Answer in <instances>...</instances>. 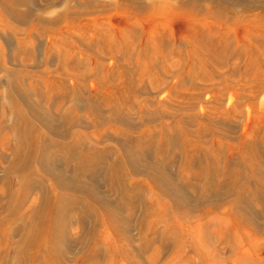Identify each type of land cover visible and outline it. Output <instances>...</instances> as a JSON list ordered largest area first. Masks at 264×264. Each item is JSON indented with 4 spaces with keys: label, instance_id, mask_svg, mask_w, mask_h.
<instances>
[{
    "label": "rangeland",
    "instance_id": "374dc122",
    "mask_svg": "<svg viewBox=\"0 0 264 264\" xmlns=\"http://www.w3.org/2000/svg\"><path fill=\"white\" fill-rule=\"evenodd\" d=\"M177 1L0 0V140L4 136H9L8 145L2 144L1 146L0 144V217L9 214L7 206L11 203L10 193L14 192L17 186L16 178L18 177L13 174L15 171H9L11 170L10 163L13 162L12 150L16 146L17 139V136L12 133L13 128L19 127V123H22L20 115L26 119H32L35 115L32 117L31 113L37 112L42 115L40 117L41 122H38V124L41 126L45 122V126L52 124L58 134L55 135L59 139L51 132L44 131V144L50 151L48 153L54 157L57 156V160L65 154L63 148L53 146V143L57 144L59 140V143L64 142L62 144L83 142L87 147L92 148L93 152L104 153V161L107 163L114 159L122 163L126 160V157H124L125 150L136 147L139 140H147L150 134L153 136L152 141L150 140L152 145L149 143L146 145V149L149 148L146 150L148 155L145 158H139L140 160L134 157V164H137L135 166L136 171L134 176L128 173L130 175H127L128 178L126 177L127 181L133 178L132 180L140 183V185L137 184L139 188L137 185L134 188L137 196L134 193L131 194V196L134 195L133 199L136 203L131 217L126 216L124 211L130 207L128 202H125V209L117 212L119 220L117 219L116 224L118 227L124 228L125 231L121 235L127 234V237L118 233L119 237L115 242L106 227H98L99 238H97V244L94 247L107 250L105 255H103L104 250L101 251L102 255L100 257L103 263L105 262L104 259L110 256L108 255L110 250L106 247L110 242L113 246L117 243L118 245H124L125 248L121 251L127 250L142 264H197L201 256L207 259L212 258L213 254L218 256L216 264H239L240 261L243 263L246 261L244 264H264V204L260 206V203L256 201V199L264 200V182L261 184L264 179L262 175L264 171L261 170V172V168L254 169L253 165L251 167L250 162L248 163V160L243 157L248 150H246L247 142L255 137L256 143L258 142L255 144V149L258 150L257 153L259 152L260 157L264 158V141H260V136L264 135V82L262 88H257L253 84L255 85L258 79L256 80L254 76H251V79L247 77L249 80L243 77L245 67H247L246 65L250 60L248 55H243L246 54L243 51H241L243 54H237L244 47L245 41L246 44L254 43L251 37L248 38L251 39V42L247 38H243L242 32L247 27L249 28V26H243V22L246 19L254 21L255 19L252 18H256L255 15L262 16L263 9L260 6H263L264 0L250 8L245 6V0H226L229 2L230 8L232 7L230 10L227 9L228 12L222 7L215 6L217 10L212 6V13L215 16L213 14L214 17L210 16L208 20H213L220 15L222 23L219 24L218 29L222 31L221 33H226L225 36L228 38V43H230L227 49L229 59L224 63L218 61L219 57L207 54L201 42V45L197 42L193 43L195 40L188 32L191 27L186 24L187 20L185 18L179 17L173 23L161 22L160 25L165 24L164 27H161V31L168 33L164 39L159 37V31L153 26L155 23L152 19H145L146 21L143 20L141 24L136 22L135 25L132 18L133 22H130L132 27L131 29L128 27L129 30L126 28L128 25L122 23V20L130 11L145 15L154 6L169 3L170 7H174L173 5L178 4ZM197 1L207 4L209 0ZM234 2L238 5H235ZM145 6L149 7L144 8ZM203 8L204 6L202 11L199 8L197 10L201 12L207 10ZM141 9L145 10L141 11ZM223 14L226 18L224 16L222 18L221 15ZM227 16L229 17L228 21ZM236 19H242L241 23L243 24L232 25ZM147 21L153 24L149 25L150 23H147ZM227 22H229V25ZM115 29L117 31L123 30V32L126 30L134 32V34L132 33L134 37L130 36V42L128 37L126 38L124 35L119 34V39L115 38L116 36L112 31H116ZM142 31L144 40L139 41L136 33L138 35ZM104 34L112 36V41L107 39ZM111 42L115 44L113 51L108 48ZM193 44L197 45L196 51H199L198 53L194 50ZM133 45H136L135 52H132L135 47ZM150 55H152L151 59H149ZM144 57H147V59ZM146 60L148 61L146 62ZM205 61L208 62L204 65ZM110 69L115 70V73H113L115 77L111 79L113 81H106L104 77L111 74ZM202 72L208 75V80L199 76ZM48 79L51 80L50 83ZM124 79L129 83L130 89L128 91L131 98L123 106L117 102L111 104L110 109L121 108L119 112L116 111L117 115L110 114L111 119H109L107 115L110 110L104 109V111H101L102 113L95 111L98 101L96 104L90 102L88 95L95 93L98 95L100 92L108 93L109 88L107 90V86H120ZM52 81L55 82L54 86L56 85L53 90L49 85ZM262 81H264V78ZM48 90H51V94ZM47 96H50L48 98L49 102L46 101ZM58 99L63 101H58ZM59 102L61 105L58 104ZM24 103H27L28 106ZM30 104L34 107L32 110ZM93 112H97L96 115H99V117L96 118ZM62 115L70 123L67 131L63 130L61 124ZM104 116L109 124L104 123ZM95 118L98 124L94 123ZM166 128L170 129L168 130L169 135L166 133L168 135L166 136L171 137L170 141L172 139L171 144L168 146L169 151H167L170 155V162L168 168H166V174L169 176L164 177L165 175H162V172H158V176L161 178L159 181L161 182L164 177L169 186L173 184L176 190L187 198L188 204L185 207L184 205L179 207L180 209L167 205L168 209L165 208L167 211H161L163 214L160 211L156 215L151 213L149 218L147 216L144 219L143 204L145 205L147 202L156 204L157 201L159 202V198L170 201V199H165L168 195L165 190L163 191V187H159L155 183L153 177L157 174L155 169L148 167V164L152 162L157 166L159 165L160 160L155 159L153 148L163 138L164 132H161V129ZM179 131L181 133L186 132L187 136L182 135ZM183 136L187 137L191 141V145L197 149L196 154L192 156L193 160L190 159V163L187 166L185 165L186 167L183 166L184 156L182 157L179 154L182 152H178ZM216 144L219 146L218 150H216ZM260 151L262 152L260 153ZM211 152L213 153L211 154ZM162 155L166 156L165 153H162ZM215 155L216 158L218 157L217 159H222L225 156L243 176V178L240 176V181L249 182L247 184L250 187L241 198L243 201L240 203L241 209L239 210L242 213L245 212L244 215L251 222L250 227H253L252 224H254L255 232L251 234L252 238L250 240L252 239L253 242L259 244L258 254H256V251L250 250V246L246 244L242 248L237 246L236 249L235 239L230 232L229 234L226 232L222 240L216 241L215 236L211 238L212 234L218 232L219 226L224 224L223 218L230 203L228 201L233 199L234 196L231 194L232 192H228L226 186L216 189L214 184L216 178H219L216 174L212 173L210 176L212 179L209 178L208 181L210 183L205 182V184H203L204 181L201 183L199 179L191 178L190 174L196 171L197 165L203 161L208 160L209 168L218 164V162L215 163L214 160H211ZM36 169L38 170L37 173H41V169L38 167ZM100 170L95 178V183L100 192L106 195L108 201L113 204L115 198H117L116 191L111 188L109 190ZM148 171L153 173H145ZM178 174L184 178V182H173V178H176ZM36 175L39 176V174L31 173L27 180L32 179L34 181L37 178ZM48 181H51L49 184H52L51 179H47L46 182L48 183ZM18 190L21 189L16 191ZM253 190L257 192V198L252 194ZM138 192L141 194H138ZM60 193L63 194V197H67V199H63L65 204L68 200H71L68 199L70 191L68 193L67 191H60ZM37 195H39V192L36 188L29 189L27 200L21 208H27L29 203L34 199L36 200ZM197 199H202V206L198 207H203V209L209 207L212 202H216L217 205L212 209L209 207L202 213L196 207L199 205ZM195 207L196 209H194ZM74 208L65 206L67 218L64 215V221L61 220L64 234L57 245L60 250L65 252L64 264H76L77 258H81L80 256L86 249L93 246L90 234L81 233L80 230L81 226L90 228V220L87 218L82 223L77 215V209ZM22 209L21 211H23ZM184 213L187 214L184 215ZM207 220L210 224L205 227L204 231L210 237V245L208 242L205 243V240H200L202 237L198 236L200 228H202L200 225H204ZM14 225L10 226L14 229L11 236L13 243L18 240L19 230L25 224L24 221L20 220L15 222ZM17 226L19 229H16ZM171 229H182L188 235L184 239L185 242L183 243L182 240L183 244L177 247L172 242L174 239L172 237L168 238L171 239V242L168 240L167 246L159 255L160 258L152 260L153 253L160 248L159 236L161 231ZM245 230L247 231V229ZM239 231L237 233L240 234ZM241 233H245V231ZM230 236L234 241L232 238L230 239ZM126 238H129L128 241ZM145 239L151 241L149 246L140 254H137L135 250L139 248V245ZM238 253H240V257H238ZM103 256L105 258H102ZM115 257H112L114 259V261L112 260L113 264L126 263L121 256ZM16 258L18 259L15 253H9L5 258L0 259V264H10V262L11 264H20V261L18 262ZM101 259L100 264H102ZM236 259H239L238 262H234ZM208 260L205 264H212L210 259ZM104 264H109V262L106 261Z\"/></svg>",
    "mask_w": 264,
    "mask_h": 264
},
{
    "label": "bare ground",
    "instance_id": "6f19581e",
    "mask_svg": "<svg viewBox=\"0 0 264 264\" xmlns=\"http://www.w3.org/2000/svg\"><path fill=\"white\" fill-rule=\"evenodd\" d=\"M178 1H177L178 4L173 5L174 7H170L169 3H165L162 6H157V7L154 6L153 9L150 6L151 9L149 11L146 10L148 14L145 13V15L144 14H138V12H131V11L129 12L131 14L130 15L128 12H126V13H128V15L122 20V23H125L126 26L128 25L126 27L127 29H128V27H130V29H131L132 24H130V22H133L131 20L132 18L135 21L134 22L135 25L137 23L141 24V22L145 19H147V20L152 19V20H154L153 22L155 23V25H153V26L156 29H158V31H159V37L164 39V37L168 33L161 31V27L165 24L160 25V23L161 22L173 23L174 20H176L179 17L185 18L187 20L186 24H189L191 27L188 32L190 33L191 37L195 40L193 43L197 42L200 44V42H201L206 49V53L212 55L213 57H217V58L219 57L218 61L220 63H224L226 60H228L229 59V57H228L229 52L227 51V49H228V45L230 43H228V41H227L228 38L225 36L226 33L223 34V33H221L222 31L218 29L219 24L222 23L221 22L222 19H221L220 15H218L219 17H217L213 20H208V17H210V16L212 17L214 14V13H212V6L222 7L226 11H227V9L228 10L232 9V7L230 8V6L228 5L229 2H227L226 0H209L208 1L209 4L208 3L206 4V3H203V2H200L197 0H180L179 2ZM260 1L261 0H245V2H246L245 6L247 8H250V7L254 6L255 4L257 5V3H260ZM235 5H238V4L235 3ZM201 6L202 7L204 6V8L207 10L201 12L202 11ZM148 7L149 6H147V7L145 6L144 8H148ZM260 7H262V9H263L262 16L255 15L256 18H252V19H255L254 21L251 19H246L245 22H243L244 23L243 24V23H241L242 19H243L242 18V19H236L235 21H233V24H232V25L243 24V26H245V27L249 26V28L247 27L246 29H244V32H242L243 35L242 34L241 35L243 36V38H247V39L251 37L254 43L246 44V41H245L244 47L239 51L237 50L238 51L237 54L240 55L242 53L241 51H243L246 53V54L242 53L243 55H248L250 61L248 60L249 63H248V65H246L247 67H245L246 68L245 72H244L245 76L243 75V77L245 79L247 77H250V79H251L252 78L251 76H254L256 78V80L258 79L256 84L255 85L253 84V86H255V87L257 86V88H262L263 82H264V81H262V79L264 78V71H263V68H264V4H263V6L261 5ZM197 8H199L201 11H198ZM210 9H211V11H210ZM142 10H145V9H141V11ZM233 10H235V9H233ZM219 11H220V8H219ZM210 12L212 13V15ZM214 12H215V10H214ZM223 12H224V10H223ZM238 12H240V11H238ZM241 12H243V11H241ZM217 14H219L218 11H217ZM224 15L225 14L221 15L222 18ZM214 16H215V14H214ZM235 17L236 16L234 14V18ZM227 18H228L227 19V21H228L229 17L227 16ZM243 21H244V19H243ZM225 22H226V20H225ZM147 23H150V22L147 21ZM151 24H153V23H150L149 25H151ZM227 24L229 25V22H227ZM239 27H241V26H239ZM112 29H114V28H112ZM112 31L114 32V34L116 36L115 38H118L119 34H120L122 36L124 35V37H126V38L128 37V39H129L130 36H133V34H134V32H130V31L128 32L127 30L124 32H123V30H118V31L112 30ZM180 31H181V29H180ZM214 31H216V32H214ZM182 34L185 35L184 32H182ZM105 36L107 39H110L112 41V36H109L108 34ZM136 36L138 37L139 41L144 40L143 31H142V33H140L138 35L136 33ZM145 37H147V36H145ZM249 40L251 42V39H248V41ZM129 42H130V39H129ZM136 44H137V42H136ZM114 46H115L114 42H111L110 47H108V48L110 50L112 49V51H113ZM190 46L192 47V45H190ZM133 47H132L133 48L132 52H135L136 45H133ZM193 47H194V50L196 51L197 45L193 44ZM119 48H122V47H119ZM129 50H127V51H129ZM197 53H193V54H197ZM232 53L234 54V52H232ZM200 54H202V53H200ZM133 55H135V54H133ZM151 58H152V55H150L149 59H151ZM145 59H147V57ZM147 61L148 60H146V62ZM201 61L203 62V60H201ZM211 61H213V60H211ZM206 62H208V61H205L204 65ZM145 68H147V67H145ZM114 71L112 69L111 74L104 77V80L108 81V80L113 79L115 77V75H113V73H115ZM151 71H152V69H151ZM205 74L202 72L199 76L202 79L208 80V75L207 74L205 75ZM52 80H54V79H52ZM59 80H58V82H59ZM247 80H249V79L247 78ZM48 81L50 83L51 80L48 79ZM111 81H113V80H111ZM54 84H55V82L53 83V81L51 82V84H49L51 86L52 90L56 86V85L54 86ZM59 84H60V82H59ZM64 87L66 88V86H64ZM71 87H73V86H71ZM255 87H253V88H255ZM47 88H49V87H47ZM67 88H68V90H70L69 87H67ZM108 88H109V90H108ZM129 89H130L129 83L127 82L126 79H124V81L122 82V84L120 86H117V85H113V86L109 85V87L107 86L108 93H104V92L99 91L100 93H98V95L96 93L91 94V95L89 94L88 99L90 102H93L95 104L98 101L96 104L97 107H96L95 111L102 113L101 111H104V109L110 110L108 112L107 118L111 119L109 117L110 114H116V111L119 112V109H121V108H118V109L114 110L111 108L112 109L111 110L110 109L111 104L113 102H117L121 106L126 105V103L128 102V99L131 98L130 97L131 95L128 91ZM74 90H75V88H74ZM60 91H62V90H60ZM49 92H50L49 94H51V90ZM55 92H53V93L55 94ZM56 94H58V93H56ZM63 94H65V93H63ZM70 94H72V93H70ZM62 95H59V96H62ZM73 95H74V93H73ZM49 97L50 96H47L46 101H48ZM62 99H60V100L58 99V101H63ZM24 104L26 106H28L27 103H24ZM58 104L61 105L60 102ZM31 107H32L31 108V110H32L34 107L32 105H31ZM15 111H16V109H15ZM19 113L21 114V112H19ZM96 113H94V115L96 118H98L99 115H96ZM31 114H32L31 115L32 117L35 115L34 118L31 117L33 120L32 119H26L24 116L20 115L19 117H20V121H22V123H19V127H16L15 129L13 128V131H12V133L17 136V139H16V146L12 150L13 151L12 152L13 153V158H12L13 162L10 163V169L11 170H9V171H12V172L15 171L13 174H16L17 175L16 177H18V178H16L17 186L14 189V192L10 193L9 199L11 200V203H9V205L7 206L9 214L5 217H0V259L5 258L6 256L9 255V253L13 252L18 257V259L16 258V260H18V262L20 261L19 262L20 264H64L65 252L60 250L57 244H58V241L61 240V238L64 234L62 232L63 227H61V225H62L61 223H63V222H61V220H63L64 217L66 216L65 215V212H66L65 206H68V207L71 206V208L75 207L74 209L75 210L77 209L78 214L77 213L76 214L78 215V217L80 218L82 223L85 222L87 220V218H88V220H90V228H87V226H85V227L81 226L80 230H81V233H89L90 234L91 243L93 245L92 247H89L86 249V251L80 256L81 258H77L76 264H100V259H101L100 255H102L101 251H103L104 249L100 250L101 248L98 249L97 247H94L97 244V240H98L97 238H99L98 237V227H106L109 234H111L113 236V239L115 242H117V238L119 237L118 233H120V235H121L123 233V231H125L123 227H120V226L118 227L116 224V221H117L118 216H119V215L117 216V212L125 209L126 208V207L124 208L125 202H128L130 207H128V210L125 209L124 211L126 213V216L131 217V215L134 213V210H135L134 204H136L134 202V199H133L134 195H136L134 188L136 187L137 184L140 185V183L138 181H136V182H138V183H136L134 180H132L133 178L130 181H127L126 177H127V175H130V174H132L134 176V172L136 171L135 166H137V164L136 165L134 164V162H135L134 157L141 159L143 157L145 158L148 155L146 150L149 148L146 149V145L148 143L151 144L150 142L152 141L153 136L150 134L148 136L149 138L147 140L145 139L146 141L145 140H143V141L139 140L138 145L136 143V145H137L136 147L128 148L127 150H125L124 157H126V160H124L122 163L120 161L115 160V159L113 161H110L109 163H107L106 161H104V156H105L104 153L93 152V150H91L92 148L87 147L83 142H80V143L76 142L73 144H62L64 142L59 143L60 140L59 141L57 140L58 143L55 144V142H54L53 146L56 148L61 147L65 151V154H63L61 159L59 158V160H57L58 159L57 156H56L57 157L56 158V157L52 156V154L48 153L50 151L48 150V147H46V145L44 144V138H45L44 137V131L51 132L54 135L57 134V132L54 130L52 124L47 123L48 125L45 126V123H46L45 122V123H43V125L45 127L43 125L41 126L40 124H38V122H41L40 121L41 120L40 117H42L41 114H39L37 112L36 113L32 112ZM62 114H63V112H62ZM26 117H28V116H26ZM96 118L94 121L95 124L98 122V121L96 122V120H97ZM107 118L106 117L103 118V120H105V122H104L105 124H109ZM62 119L63 120H62L61 124L63 125V128H64L63 130L67 131L70 123L67 122V120H65L63 118V115H62ZM41 127H43V128H41ZM166 129H167V131L165 132ZM166 129H161V132H164L163 138H161V140H159L156 143L155 147L153 148L155 159L160 160V162L158 163L159 165L157 166L152 162V163L148 164V167L150 169H153V168L155 169V171L157 173V174L155 173L156 175H153V177L155 179V183L159 187H161V186L163 187V191L165 190L166 194L168 195L167 198H165V197L164 198L170 199V201L168 200L169 201L168 202L167 200H164V199L161 200L162 198H159V202L157 201L156 204L154 203L155 205L153 203H150V202H147V204L145 203V205L143 204L142 209H143L144 219L147 218V216L149 218L151 216V213H154L156 215L159 211L160 212L164 211V210L167 211L165 208L168 209L169 205L172 208L180 209L179 207H181L183 205L185 207V205L188 204L187 198L184 197V195L182 196L179 193V191L176 190V188L174 187L173 184H171L169 186V184L167 182H165L166 179L164 177L169 176L168 174H166V168H168V165L170 162V155H169V153H167V151H169L168 146L172 142V139L170 141L171 137L170 138L167 137L170 133V132L168 133V130H170V129H168V128H166ZM171 129H172V127H171ZM175 129H174V133H175ZM179 129H181V128H179ZM117 130H118V128H117ZM194 132L196 133V131H194ZM195 133H194V135H195ZM181 134L184 136H187L186 132L181 133ZM57 135H55V136H57ZM59 135L61 136V134H59ZM184 136L182 137L181 145L179 146V148L177 147L180 151H178V149H177V151L182 152L179 154L182 157L184 156V158H185V160L183 159L184 160L183 166H185V165L187 166L190 163V159H192V156H194L196 154L197 149H196V147L191 145V141L189 139H187V137H184ZM8 137L9 136H7V137L4 136V138H2V140H0L1 146H2V144L8 145V143H9ZM56 138L59 139L58 136ZM76 139H78V138H76ZM255 139H256L255 137H252L251 140L247 142L246 150L247 149L248 150H247V153L245 154V156H243V157H244V159L246 158L248 160V163L250 162L251 167L253 165L254 169L261 168L260 171L261 170L264 171V158L262 156L260 157L259 152L257 153L258 150L255 149V144L258 143V142L256 143L257 140H255ZM260 141H264V135L260 136ZM215 147H216V150H218L219 146L217 145ZM208 152H210V151H208ZM261 152L262 151H260V153ZM162 153L163 154L165 153L166 156H163ZM212 153L213 152H211V154ZM263 154H264V152H263ZM132 157H133V159H131ZM223 157L224 158H222V159H217L218 157L216 158V155L213 156V159H211V160H214L215 163L218 162V164L212 165L214 168L213 167L209 168V166H208L209 162L207 160L206 162L203 161V162L199 163V165H197L198 167H197L196 171H194L190 174L191 178H195V179L197 178V179H199V181L201 183H203L202 181H204L203 184H205V182L209 181V178H211L210 176L212 173L214 175L216 174L219 177L218 179L216 178V182L214 184L216 189L218 190V189L226 186L228 189V192L229 191L232 192L231 194L234 196L233 199L228 201L230 203L228 204L229 206L227 207V209L225 211L226 214H225V217L223 218L224 224L219 226L218 232H216L217 234L216 233L212 234L211 238H214V236H215L216 241L219 239L222 240V239H224L225 233L227 232V234H229V232H230L231 236L235 239L236 249H237V246L242 248L246 244L247 246H250V248H249L250 250H254V251H256V254H258L257 250L259 249V246H258L259 244L256 242H253L254 240H252V239L250 240V238H252L251 234L253 232H255L254 224H252L253 227H250L249 225L251 224V222H249L247 216L244 215L245 212L242 213V211L239 210V209H241L240 203L243 201V199H241V198L244 195V193L250 187L248 185L249 182L240 181L241 174L237 171L235 166L231 165L230 160H227V158H225V156H223ZM60 161H61L62 165H60L61 164ZM139 166H138V168H139ZM36 167L41 169V173H37L38 170L36 169ZM142 167H144V166H142ZM100 169H102V170H100ZM99 170L103 173L102 174L103 180L105 181L106 185L109 187V190L111 188L113 191H116L115 195L117 194L116 195L117 198H115L116 200H115V203H113V204H111V202L108 201L109 199L107 198L106 195H104L102 192H100V190L98 189V186L95 183L96 182L95 178H96ZM138 170H140V169H138ZM258 171H259V169H258ZM260 171H259V173H260ZM158 172H162L161 174L165 175L162 178L161 182L159 181L161 178H160V176H158ZM7 173H8V171H7ZM31 173L32 174H39V176L36 175L37 178H35L34 181H32V179L27 180ZM128 173H130V174H128ZM145 173H153V172L148 171ZM253 173H255V172H253ZM262 175L264 178V174H262ZM133 176H130V177H133ZM241 177L243 178V176H241ZM47 179H51L52 184H49V182L51 183V181H48V183H47L46 182ZM173 179H172L173 182H176V181L177 182H184V178L180 174H178L177 177L173 178ZM263 182H264V179L262 180L261 184H263ZM208 183H210V182H208ZM149 184H150V181H149ZM33 187L37 189V191L39 192V195H37L38 197L37 196L35 197L36 200L33 198L34 201L29 203L27 208L22 209L21 206L24 204L25 200H27L28 191H29V189H31ZM137 187L139 188L138 185H137ZM17 189H21V190L16 191ZM140 189H141V186H140ZM57 190H59V192H57ZM5 191H7V190L5 189ZM60 191H63V192L67 191V193H68V191H70V193H69L70 197L68 199H71V200H68L66 204L64 202L65 200H63V199H67V197H65V196L63 197V194L60 193ZM136 191H138V190H136ZM133 193H134V195L131 196V194H133ZM138 194H141V193L138 192ZM252 194L254 195L255 198H257V192L256 191L253 190ZM66 196H67V194H66ZM142 200H143V198H142ZM197 200H198L197 202L199 205H197L196 207L202 206L201 205L202 199H197ZM146 201H147V199H146ZM256 201L260 203V206H262V204H264V200H257L256 199ZM242 204H241V206H242ZM216 205H217L216 202H212V204L209 207H211V209H212V207H214ZM196 207L194 209H196ZM209 207H206L204 209H203V207H198L197 209H199L203 213V211L206 209H209ZM20 208L23 211H21ZM242 209H244V208L242 207ZM176 213H174V214H176ZM161 214H163V212H161ZM174 214L172 215V217L174 216ZM186 214L187 213H184V215H186ZM120 216H122V215H120ZM66 218H67V216H66ZM20 220L24 221L25 225L23 227L21 226L19 233H18L19 238L16 242L13 243L11 241V236H12V232L14 231V229L11 228L10 226L14 225L15 222L20 221ZM208 224H210L209 220H207L204 223V225L203 224L200 225L202 227V228H200L201 234L199 233L198 236L202 237V239L199 237L200 240H205V243L208 242V244H209L210 237L207 236L205 231H204L205 227ZM4 225H5V227H4ZM147 226H149V225H147ZM82 227H83V229H82ZM16 229H19L18 226L16 227ZM95 229L97 230L96 232H95ZM245 229H247V231ZM239 230H242V231H239ZM238 231L240 232V234L237 233ZM244 231H245V233H241ZM16 232H17V230H16ZM126 235L123 234L121 236H126ZM187 236L188 235L186 233H184V231H182V229H179V230L171 229V230L161 231L160 236H159L160 248L156 249V251L153 253L154 255L152 256V260H156V259L158 260V258H160L159 255L162 254L164 247L167 246V242L169 240L168 238L172 237L174 239L172 241L174 243V245L179 247L185 242L184 239H186ZM198 236H196V237L198 238ZM231 236H230V239L232 238ZM233 238H232V240H233ZM128 239L129 238H126L127 241H128ZM247 239H248V241H247ZM170 240H169V242H171ZM182 240H183V243L181 242ZM150 242L151 241H148L146 239L143 240L142 243L139 245V248L137 250H135V252L137 254H140L142 251L145 250V248L147 246H149ZM89 246H91V245H89ZM106 247H108L110 250V253L108 254L110 256L108 258L107 257L105 258L103 256L102 258H105L104 261L109 262V264H113L112 260L114 261V259L112 257L113 256L118 257V255L123 258V260L126 262L125 264H142V263H140V261L137 258L134 257V255H130V252H127L126 249H125L126 251H121L123 248H125L124 245L123 246L121 244L118 245V243H117V245L113 246V244H111L109 242V244H107ZM106 247H104V248L106 249ZM211 249H213V248L211 247ZM214 250H216V249H214ZM106 251L107 250L103 251L104 252L103 255L106 254ZM210 251H212V250H210ZM239 254L240 253H238V257H240ZM242 256H244V255H242ZM217 257L218 256L216 254L215 255L213 254L212 258H207V259L205 257L201 256L197 264H205L208 259H210V263L216 264ZM3 260H5V259H3ZM238 260L239 259H236L234 262H238ZM102 261L103 260L101 259V263L104 264L105 262L103 263ZM240 262L241 263H239V264L246 263V261L244 263L242 261H240ZM115 263H116V260H115ZM10 264H11V262H10ZM218 264H220V263H218ZM235 264H238V263H235Z\"/></svg>",
    "mask_w": 264,
    "mask_h": 264
}]
</instances>
